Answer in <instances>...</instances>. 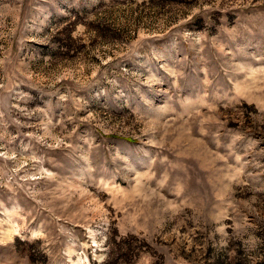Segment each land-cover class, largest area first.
Masks as SVG:
<instances>
[{"label":"rangeland","instance_id":"374dc122","mask_svg":"<svg viewBox=\"0 0 264 264\" xmlns=\"http://www.w3.org/2000/svg\"><path fill=\"white\" fill-rule=\"evenodd\" d=\"M0 264H264V0H0Z\"/></svg>","mask_w":264,"mask_h":264}]
</instances>
